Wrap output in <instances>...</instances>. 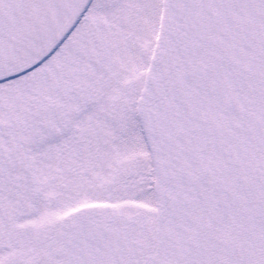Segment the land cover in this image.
<instances>
[{
  "label": "water",
  "instance_id": "1",
  "mask_svg": "<svg viewBox=\"0 0 264 264\" xmlns=\"http://www.w3.org/2000/svg\"><path fill=\"white\" fill-rule=\"evenodd\" d=\"M88 0H0V82L37 65ZM139 102L155 249L134 221L69 222L66 264H264V0H165Z\"/></svg>",
  "mask_w": 264,
  "mask_h": 264
},
{
  "label": "flooded vegetation",
  "instance_id": "2",
  "mask_svg": "<svg viewBox=\"0 0 264 264\" xmlns=\"http://www.w3.org/2000/svg\"><path fill=\"white\" fill-rule=\"evenodd\" d=\"M91 1L39 68L0 84L16 116L0 131V264H65L63 232L79 216H131L153 233V170L136 108L162 0ZM34 74L32 91L17 95L13 84ZM126 131L136 142L120 143ZM130 194L145 206L125 201Z\"/></svg>",
  "mask_w": 264,
  "mask_h": 264
},
{
  "label": "rangeland",
  "instance_id": "3",
  "mask_svg": "<svg viewBox=\"0 0 264 264\" xmlns=\"http://www.w3.org/2000/svg\"><path fill=\"white\" fill-rule=\"evenodd\" d=\"M131 62H133V64H132V67L130 69L127 66L124 68V70L127 73L126 74L127 76L120 77V80H122V81L125 80L129 76L131 69L134 68V65H135L134 57L132 58ZM137 67H136V69H137ZM35 76H36V74H34L30 78L22 80V82H16L15 84H13V87L17 90L16 94L21 97L20 92L22 91V89L32 91L34 83L36 82L37 78H39V77H35ZM4 88H5V86L0 88V114H2L4 116L3 122L0 121V131H4L5 128H7V129L13 128L14 126H12V122L9 120L10 119H12L13 121L16 120V116H13L14 112L12 113L9 110H7L6 104L9 103L10 96L8 95L7 92H4ZM120 141H121L120 143L136 142V140H134V138L132 137L131 131L124 132L123 136L120 137ZM30 144L32 145V148H34L35 152L47 150V145H45V144L35 145L34 141H32V140L30 141ZM128 151H129L128 154L132 157L139 156L138 151L135 152L131 148H129ZM124 155H125V153L122 156H124ZM142 198L143 197L138 198V197L134 196L133 194H130L126 197L125 201H127L129 203L132 199H134V201H136L139 205L145 206ZM149 208H151V207H149ZM145 209L147 210V208H145ZM154 225H155V221L153 222V225L151 226L152 232H154Z\"/></svg>",
  "mask_w": 264,
  "mask_h": 264
}]
</instances>
